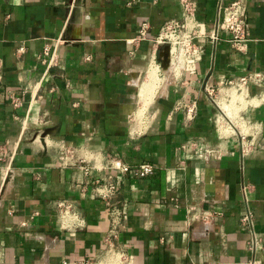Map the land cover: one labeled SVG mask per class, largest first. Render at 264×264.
<instances>
[{"label":"crops","instance_id":"0c3cea01","mask_svg":"<svg viewBox=\"0 0 264 264\" xmlns=\"http://www.w3.org/2000/svg\"><path fill=\"white\" fill-rule=\"evenodd\" d=\"M193 1L199 34L208 35L234 0ZM182 17L178 0H0V264L102 257L107 204L77 165L61 166V146L87 158L91 178L106 175L98 169L106 155L156 168L143 178L113 172L119 188L111 203L126 211L114 243L127 264H264L240 226L250 210L264 244V86H249L242 108L250 124L234 126L204 90L220 87L223 103L226 80L264 73V0H246L242 50L225 32L215 42L202 36L199 61L161 69L143 100L149 117L136 129L129 115L151 39ZM144 20L149 28L139 39ZM46 44L52 65L42 55ZM191 100L197 112L188 120L177 104ZM61 199L75 202L83 226H61Z\"/></svg>","mask_w":264,"mask_h":264},{"label":"built area","instance_id":"2783aa9c","mask_svg":"<svg viewBox=\"0 0 264 264\" xmlns=\"http://www.w3.org/2000/svg\"><path fill=\"white\" fill-rule=\"evenodd\" d=\"M178 2L181 5L183 17L181 19L171 18L166 20L161 26L159 33L151 39L152 47L149 52L147 69L144 73L143 79H140L139 76L136 77V80L139 82L138 84L144 80L147 70L151 67L155 68L157 77L160 79V71L162 68L160 66L158 52L165 44H168L170 48L169 64L172 62L174 69L177 71H181L185 69L189 63L201 59L203 44L197 42L195 40L196 38L208 36L213 42H215L220 37L219 33L225 32L229 35L228 42L232 48L235 50H242L244 48L247 40L246 0H234L226 6H222L219 10L220 17L216 21L214 29H212L208 35L199 34V25L195 16L196 3L193 0H178ZM148 28L149 22L147 20L142 21L137 31V38H146ZM59 40L60 38L55 39V44ZM50 48L51 46L46 44L42 51V55L45 56L48 65L54 63V56L52 53L50 54ZM19 50H22V47H20ZM250 85H255L260 88L263 87L264 73L252 71L247 72L242 76L226 80L221 85V89L223 90V103L216 98V93L220 87L205 84L204 90L209 101L216 105L220 110L222 118L226 120L228 125L234 126V123L250 124V120L245 118L243 114L245 108H242V103L249 97L248 89ZM247 104L249 103L246 102L245 107ZM148 105L138 109V105L136 104V108L130 112V119L136 129L142 128L148 119ZM223 105L228 106V112L225 111ZM177 107L184 111V115L188 120L193 119L197 112V103L195 100L180 102L177 104ZM135 111L136 118H134ZM240 138L244 139L245 135L241 133ZM251 144H254V142H248V145ZM248 145L246 142L241 143L243 153H247L249 150ZM57 156L61 166L77 165L86 177L84 184L90 186L97 197H100L106 202V217L109 224L108 230L105 234L104 253L102 257L97 258V260L94 261L88 259L63 261L62 264H127L125 251L118 248L114 243L124 219L126 218L125 207L122 204L111 203V200L117 195L119 188L118 180L114 178V174L119 176L129 174L137 178H143L153 175L156 168L148 162L130 165L118 157L106 155L104 158V164L98 167L99 170H106V175L91 178L90 175L93 165H90L89 161L84 156L78 155L77 152H71L69 148L63 146H61L60 152H58ZM96 160L97 159H94V162ZM95 168L94 164V169ZM55 208L62 227L75 230L76 228L83 226L84 220L79 214L75 202L68 199L56 200ZM253 219L252 212L246 210L240 217V226L249 234L247 243L252 252L258 250L264 252V244H262L259 234L254 230ZM251 264L258 263L252 262Z\"/></svg>","mask_w":264,"mask_h":264},{"label":"bare ground","instance_id":"6f19581e","mask_svg":"<svg viewBox=\"0 0 264 264\" xmlns=\"http://www.w3.org/2000/svg\"><path fill=\"white\" fill-rule=\"evenodd\" d=\"M156 70L155 68H149L147 70L146 76L144 78V80L138 85L139 91L138 94L140 95V97L142 98V101H145L146 96L149 94L150 91L153 90V88H155L154 86H156V82H157V78H156ZM159 84V83H157ZM157 87V86H156ZM149 90V91H148ZM155 90V89H154ZM153 95V94H152ZM149 96V95H148ZM154 96V95H153ZM139 97V98H140ZM150 98V97H149ZM148 98V99H149ZM152 99V98H150ZM149 99V100H150ZM147 100V99H146ZM149 102V101H148ZM146 105V104H145ZM224 108V107H223ZM225 109V108H224ZM228 109V108H227ZM225 111H227L225 109ZM228 112V111H227Z\"/></svg>","mask_w":264,"mask_h":264},{"label":"water","instance_id":"95a60500","mask_svg":"<svg viewBox=\"0 0 264 264\" xmlns=\"http://www.w3.org/2000/svg\"><path fill=\"white\" fill-rule=\"evenodd\" d=\"M169 45L165 44L161 47V49L159 50V58H160V66L162 69H167L169 66V62H170V50H169ZM49 130H45L42 133V137H44Z\"/></svg>","mask_w":264,"mask_h":264},{"label":"rangeland","instance_id":"374dc122","mask_svg":"<svg viewBox=\"0 0 264 264\" xmlns=\"http://www.w3.org/2000/svg\"><path fill=\"white\" fill-rule=\"evenodd\" d=\"M143 79V78H142ZM149 91V90H148ZM141 99V100H140ZM139 100L137 99V105H138V109L140 108V107H143V106H145V102L144 101H142V98H140ZM141 112V111H140ZM134 118H136V111L134 112ZM138 114V113H137ZM102 259V258H101ZM110 263H113V262H110Z\"/></svg>","mask_w":264,"mask_h":264}]
</instances>
